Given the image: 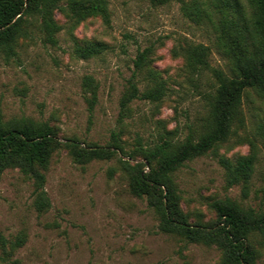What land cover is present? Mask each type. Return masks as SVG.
Here are the masks:
<instances>
[{"label":"rangeland","instance_id":"rangeland-1","mask_svg":"<svg viewBox=\"0 0 264 264\" xmlns=\"http://www.w3.org/2000/svg\"><path fill=\"white\" fill-rule=\"evenodd\" d=\"M109 18L92 16L75 23L56 11L61 28L56 43L42 41L37 23L19 38L16 55L0 57L2 118L28 117L47 122L60 140L105 146L111 133L131 150L137 139L152 145L165 135L181 142L197 139L208 118V95L216 87L210 68L187 65L184 51L198 43L208 47L209 67L229 73L217 46L219 10L211 0L155 4L151 0H106ZM100 41L106 47L89 57L76 56V44ZM151 48L150 66L165 82L158 101L134 98L120 114L119 99L133 77L140 90L146 71L134 72L138 50ZM86 77L96 89L88 109ZM242 121H234L228 138L205 154L186 160L175 172L181 206L190 222L217 220L209 203L230 197L244 207L264 208V99L249 90L242 98ZM120 115H122L120 117ZM253 158L247 182L229 185L220 157ZM119 156V154H118ZM128 158V157H123ZM50 205L34 204L32 181L18 168L0 174V264H218L214 244L187 242L158 228V218L144 197L132 194L117 155L74 162L56 149L44 169ZM19 239L20 243L15 244ZM250 242L264 264V243Z\"/></svg>","mask_w":264,"mask_h":264},{"label":"trees","instance_id":"trees-1","mask_svg":"<svg viewBox=\"0 0 264 264\" xmlns=\"http://www.w3.org/2000/svg\"><path fill=\"white\" fill-rule=\"evenodd\" d=\"M169 1L173 0H151L155 4ZM211 2L220 12L215 26L216 43L228 60L229 73L209 67L206 45L198 43L185 49L187 65L195 69L210 68L217 83L208 95V118L197 139L189 134L181 142H174L165 133L152 145H144L137 139L136 145L127 150L119 133L112 132L105 146L81 145L74 138L60 140L47 122L24 116L4 120L0 111V174L6 168H18L32 181L34 204L43 211L50 205L44 189V169L56 149L65 148L73 161L80 164L117 155L127 175L130 192L146 199L158 218L160 231L187 242L216 245L221 252L218 264H257L258 251L249 239L257 234L264 243V208L244 207L224 197L209 203L216 213L214 223L190 222L181 206L175 180V172L186 160L205 154L225 141L231 124L242 121V98L249 90L264 99V0ZM56 11L75 23L92 16H100L106 22L109 18L106 0H0V57L8 60L17 54V40L28 37L29 26L34 22L42 41L55 44V35L61 28L55 19ZM105 47L103 42L90 41L76 44L74 52L78 57L89 58ZM150 53L149 47L136 53L134 72L145 70L148 83L140 90L133 77L129 79L119 99L120 114L128 111V104L134 98L158 101L165 93L164 80L158 70L150 66ZM91 84L92 79L86 77L89 110L96 102V89ZM220 162L229 185L249 179L252 156L244 155L233 162L220 157ZM6 243V237L0 232V248ZM19 243L17 239L15 244Z\"/></svg>","mask_w":264,"mask_h":264}]
</instances>
